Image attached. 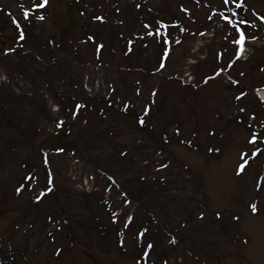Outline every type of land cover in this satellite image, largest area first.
I'll return each mask as SVG.
<instances>
[{"label":"rangeland","instance_id":"374dc122","mask_svg":"<svg viewBox=\"0 0 264 264\" xmlns=\"http://www.w3.org/2000/svg\"><path fill=\"white\" fill-rule=\"evenodd\" d=\"M119 1L115 5L114 0H48L41 9L36 6L40 0H0L5 5L14 2L15 10L21 6L33 19L30 32L41 38L59 33L60 26L70 21L74 33L70 48L57 51L53 67H43L46 60L40 62L31 55H46L43 42L38 41L26 44L23 50L29 55L11 52L0 57V106L17 113L33 101L37 108L33 125L24 124L22 131L0 123V264H264V104L253 91L264 85V0ZM135 3L138 10L133 8ZM229 10L235 11V17L228 16ZM101 14H107L106 22H98ZM13 16L19 20L22 14ZM111 18L121 19V26L116 24L121 28L120 38L109 39ZM155 18L163 19L161 24L170 37L165 61L161 46L163 53L168 51L166 42L158 41L161 34L150 36L146 45L131 37L132 32L146 29L148 21L156 26ZM238 24H244L239 29L250 44L246 56L236 54ZM7 29L5 25L4 36ZM85 35L105 41L99 64ZM237 60L228 71L210 75L217 66ZM156 69L158 73L150 72ZM188 78L193 88L181 86ZM229 78L235 81L232 86L227 83ZM42 82L53 91L74 88L79 98L87 95L114 106L116 102L127 114L141 111L144 95L150 103L148 125L139 133L131 129L132 114L121 118L111 107L112 118L122 124L113 137L96 132L95 124L103 128L106 121L89 125L82 121L72 129V133L85 134L82 139L87 145L95 135L100 138L95 144L99 153L105 151L101 163L116 158L124 146L139 150L135 140L144 142V150L154 160L148 157L146 167L145 160L127 164L125 178H120L121 182L132 180L128 192L139 203L122 201L104 177H97L75 157L62 154L48 158L56 172L57 189L46 196V182L41 179L44 160L32 145L43 142L47 130L53 128L58 106L45 89L39 91ZM39 104L53 118H41ZM35 121L45 129L34 133ZM253 135L258 138L255 144L250 139ZM256 148L260 152L255 157L246 155ZM165 158L167 165L158 167ZM244 160L248 163L241 172L239 165ZM30 171L33 178L28 183ZM106 183L111 191H104ZM80 191L90 193L84 196ZM36 195L40 200L34 204L31 198ZM110 212L115 223L109 221ZM146 215L153 219L148 224L154 240L150 251L144 250L148 235L134 239ZM46 216L54 220L48 224L53 230L49 236ZM123 218H133V222L126 226ZM52 222L55 225L50 228ZM86 222L99 229L93 231ZM166 230L175 235L176 244Z\"/></svg>","mask_w":264,"mask_h":264},{"label":"trees","instance_id":"16d2710c","mask_svg":"<svg viewBox=\"0 0 264 264\" xmlns=\"http://www.w3.org/2000/svg\"><path fill=\"white\" fill-rule=\"evenodd\" d=\"M115 1L116 0H114V2ZM5 8L9 9L10 6H7ZM4 11L6 10L0 11V44H3V48L0 49V52L8 51L11 47H16L15 54L20 55V52L26 47V44L31 45V43H33L32 41L43 42L42 48L45 49L46 55L39 54L38 58H40L41 61L46 60L45 68H47L50 66H54L55 57L57 55L56 53L60 47L63 48L62 50L70 48V37L74 34L71 30L72 21H70V23L61 25L59 33H50L46 37L41 38L38 34H33L30 32V29H32V21L29 19L27 21H23V27L21 30H16L14 29L15 27L9 28L10 30L5 32L6 35L4 36L3 29L5 25H9ZM71 11L72 10H70V12ZM111 19L113 20V18ZM116 24L121 26V22H119L118 19H116L115 21L113 20V23H110L108 26L109 39H114L119 35L121 36V28H119ZM158 24L160 25L159 21ZM21 34H23V39H21ZM33 36L36 38V40H32ZM91 42H93L95 46L99 45L100 47H105V41L102 38H92ZM66 43L68 44V46ZM44 45L48 47L46 48ZM26 53L27 55L30 54V52L28 51ZM75 54L77 53H73V55ZM1 55L2 53H0V57ZM34 57L36 58L37 56L34 55ZM190 92L193 93L192 90H189L188 93ZM53 96L55 97L54 100L58 104H60L59 113L61 115V118L57 123L58 128L53 131L47 130L46 138L42 140L43 142L39 143V145L32 146H34L35 148L38 147L41 150L40 154L43 156H48V154L50 153H59L62 155H70L79 158L81 161L85 162L86 165H90L99 172L111 176L115 184L121 188L120 190L127 194L128 187L132 183V180L127 179L124 184H121L119 179L121 177H124V170L127 167L128 162L137 160L135 157V153L125 152L124 154H122L120 149L121 154L119 153V155L121 156L119 158V155L116 158H113V156L111 158L112 160L108 159L109 161L101 163L99 161V158L104 156L103 154L105 153V151L102 150L99 153V150H96L99 149V147L95 144L97 141H99L100 138L95 135L94 139L90 141L89 145H87L88 143L83 142L82 139V137L85 136L83 132L79 131L76 133H72L73 126H81L82 121L86 122L85 125H89V122L96 123L99 120L100 123H104V121H106V123L105 127L103 128H101L100 125L95 124L96 128L98 129L96 130V132H99L100 134H102V132H105L106 135L114 136L115 130H117L119 125L116 120L112 118L111 109L105 103L96 99L88 98L85 95H82V98H79L80 96L77 95L75 89L59 92L57 88L55 89V95ZM1 99L2 98H0V100ZM32 102H28V105L23 107L22 111H19L17 113H14L12 110L8 112L6 108H4V106H0V123H4L8 128H20L22 131L23 128L21 127V125L23 124V127H26L24 126V124L31 122V120L33 121L32 116L33 114H35V110H37L34 102L33 105ZM67 103H69V107H66ZM37 106L41 109L40 112L44 117L49 116V111L47 112V109L44 105L39 104ZM34 124L35 126L33 127V131H40L42 127L41 122L37 121V123ZM112 144L113 140L110 141L109 145L111 146ZM109 145H107L106 148H108ZM58 149H62V151H58ZM126 155H128V157H125ZM96 156L98 157L96 158Z\"/></svg>","mask_w":264,"mask_h":264},{"label":"snow or ice","instance_id":"6c2138e0","mask_svg":"<svg viewBox=\"0 0 264 264\" xmlns=\"http://www.w3.org/2000/svg\"><path fill=\"white\" fill-rule=\"evenodd\" d=\"M229 2V0H225V3H228ZM243 2V0H240V3H242ZM48 4V0H43V3L41 4V3H37V7L38 8H44L46 5ZM238 6H240L239 4H238ZM24 15L25 16H27L28 15V13L27 12H24ZM40 19H44V17L43 16H40L39 17ZM226 20L227 19H229L228 17H224ZM261 19H264V17H261ZM236 27L239 29V25H236ZM239 32H240V35H239V40L237 41V43L239 44V45H241V52L243 51V45H244V42H245V39H246V37H245V33H244V30L243 29H239ZM24 37H23V34H21V39H23ZM253 38H255V37H253ZM242 95H243V93H242ZM141 123H144V121L143 120H141ZM257 136L256 135H253L252 136V139H251V142L253 143V144H255L256 142H257ZM58 151H62V149H58ZM260 152V149L259 148H256L255 149V151L254 152H252L251 154H246V155H251V156H253V157H255L256 155H257V153H259ZM248 163V161L247 160H244V162L243 163H241L240 165H239V168H240V171L242 172V171H244L245 170V165ZM259 186V185H258ZM48 191H50V189H48ZM41 196H43L44 195V193L42 192L41 194H40ZM37 199H40V196H38L37 197ZM251 208H252V210L255 212V211H257V206L255 205V204H252L251 205ZM201 215H203V214H201ZM219 215V214H218ZM130 220H131V218H129ZM127 226V225H126ZM147 229H144V231H142V232H140L139 233V235L141 236V237H143V236H145V234L147 233ZM148 247L149 248H151V247H153V245H151V244H148Z\"/></svg>","mask_w":264,"mask_h":264}]
</instances>
